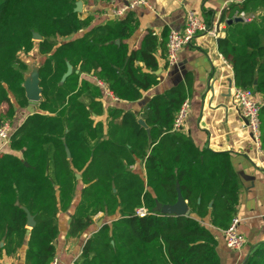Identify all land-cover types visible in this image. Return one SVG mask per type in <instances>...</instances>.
<instances>
[{
	"label": "trees",
	"instance_id": "obj_1",
	"mask_svg": "<svg viewBox=\"0 0 264 264\" xmlns=\"http://www.w3.org/2000/svg\"><path fill=\"white\" fill-rule=\"evenodd\" d=\"M80 1L87 0H0V126L14 118L15 104L28 106L22 87L27 65L19 55L34 50L33 34L41 37L37 55L43 59L37 112L11 134L12 153H0V257L16 254L26 242L24 264H49L59 235L57 214L70 209L80 184L66 238L81 236L98 214L111 221L89 237L74 264H220L206 222L217 230L228 227L241 182L230 154L199 149L173 129L190 76L150 98L142 113L148 132L132 112H104L101 102L97 83L130 103L158 84L157 50L165 51L168 34L159 39L147 30L130 48L138 28L132 12L91 27V17L74 11ZM259 10L258 21L229 25L219 48L236 88L264 97V0H246L239 13ZM104 113L105 121L97 120ZM259 120L264 150V105ZM137 162L144 179L131 170ZM179 197L188 215L158 211ZM140 208L144 217L135 214ZM26 211L35 222L28 235ZM243 264H264V241L250 248Z\"/></svg>",
	"mask_w": 264,
	"mask_h": 264
},
{
	"label": "crops",
	"instance_id": "obj_2",
	"mask_svg": "<svg viewBox=\"0 0 264 264\" xmlns=\"http://www.w3.org/2000/svg\"><path fill=\"white\" fill-rule=\"evenodd\" d=\"M245 1L147 0L148 6L132 12L138 20V28L128 40L130 48H137L147 30L152 31L159 39L163 32L168 34L171 30L180 31L184 26L186 13L189 11L194 12L209 27L219 24L217 38L214 39L206 34L196 35L191 43L181 51L177 63L172 65L167 63L166 48L165 51L158 49V70L155 73L158 77V84L144 92L139 101L130 103L114 99L101 87L104 112L108 107L118 108L130 111L142 120V113L150 98L161 95L182 83L186 75L190 76L191 87L187 98L190 106L181 132L189 136L199 149L208 148L213 152L230 154L232 167L241 182L234 215L240 219L239 232L246 238L245 247L240 252H232L225 244L222 230L214 229L207 223L208 220L206 222L216 236V252L220 264H243L250 248L264 241V150L253 142L250 132L244 127V119L233 99V90L236 87L233 69L222 55L219 48L220 42L218 43V39L225 38V31L228 27L226 22L240 18V13L251 17L252 21H258L262 16L260 10L254 13L247 11L239 13ZM80 3V16L82 18L91 17V27H94L113 19L112 11L125 5L126 0H87L80 1ZM77 36L73 35L62 40H72ZM19 57L22 60L21 54ZM22 61L25 63L24 60ZM37 67L39 69V65ZM26 75L25 73L24 78ZM256 97L264 105V97L259 94ZM12 102L15 104L13 99ZM27 103L31 104L28 101ZM14 107V118L2 123L10 125L11 134L29 116L28 113L25 116L22 112L27 107L20 109L16 104ZM4 110L5 107L1 105L0 112ZM105 117L104 113V116L97 120L105 121ZM1 153H12L9 144L2 149ZM131 170L144 179L145 172L140 162H137ZM77 189L79 192L75 191L70 209L66 213L57 214L59 235L53 246L55 256L60 259L61 264H74L80 258L89 237L98 229L97 227L92 229L91 226L77 238H66L70 218L79 202L82 186L78 184ZM178 201L186 204L181 197ZM159 208L165 213L171 209L168 206ZM188 213L187 208L185 216ZM105 217L104 214H98L94 217V222L98 220L103 223ZM110 221L106 223L109 224ZM0 245L2 246V243ZM25 251L26 242L16 254L10 257H0V264H24Z\"/></svg>",
	"mask_w": 264,
	"mask_h": 264
},
{
	"label": "built area",
	"instance_id": "obj_3",
	"mask_svg": "<svg viewBox=\"0 0 264 264\" xmlns=\"http://www.w3.org/2000/svg\"><path fill=\"white\" fill-rule=\"evenodd\" d=\"M148 6L147 0H126L125 5L112 11V16L119 19L127 13L133 12L136 9ZM239 17L245 22L250 23L251 17H247L244 13H240ZM219 30L215 25L207 26L194 12L186 13L185 23L180 31L171 30L166 38V60L169 65L177 63L179 54L188 46L198 34H206L216 39ZM99 86L107 89L101 84ZM108 92V91H107ZM109 93V92H108ZM257 94L251 89L234 88L233 99L239 108V111L246 121L244 127L251 134L253 142L260 146V120L259 114L261 102L257 99ZM189 100L186 99L179 110L176 112L173 122V129L181 131L188 117ZM11 128L8 123L0 126V153L10 143ZM136 216L144 217L146 211L143 208L135 211ZM240 219L235 215L231 219L228 227L222 231L225 244L232 252H240L246 245L247 241L243 234L239 232ZM49 264H61L60 259L54 256Z\"/></svg>",
	"mask_w": 264,
	"mask_h": 264
},
{
	"label": "water",
	"instance_id": "obj_4",
	"mask_svg": "<svg viewBox=\"0 0 264 264\" xmlns=\"http://www.w3.org/2000/svg\"><path fill=\"white\" fill-rule=\"evenodd\" d=\"M75 12L77 13H80L81 12V3L78 2L76 4V8L74 10ZM242 23L243 20L241 18H235V19H232V20H229L228 22H226V24L229 26V25H232L233 23ZM217 29L219 30V24L216 26ZM35 37H38V39H41V37L38 35V34H33V38L34 39ZM221 41V39H218V43ZM38 68V67H37ZM71 73V67H68V71L67 73L65 74L64 77L68 76L69 74ZM22 87L24 89V92H25V98L28 102L32 103V104H29L26 108L27 110V113L29 116L33 115L36 113L37 111V108L34 104H39L41 101H42V97H41V88L39 87V77H38V70H37V82L35 84H30L29 82H26L24 80L23 84H22ZM138 123L144 127L147 132H148V128L146 127L145 123L142 121V120H139ZM244 123H246V121L244 120ZM67 157L69 158L70 155L67 154ZM76 179H80V175L79 174H76ZM179 199V198H178ZM177 199V202L172 205V206H168V207H171V209H169V212H163L165 214H171V215H183L185 216L186 212H187V204H184L182 201L179 202ZM161 207V205L158 206V211H161V209L159 208ZM26 217H27V221H26V226L28 228V231H27V235L29 234V230L32 229L34 226H35V222H34V219L32 216H30V214L26 211ZM102 222L99 221L97 223V226L98 228H100Z\"/></svg>",
	"mask_w": 264,
	"mask_h": 264
},
{
	"label": "rangeland",
	"instance_id": "obj_5",
	"mask_svg": "<svg viewBox=\"0 0 264 264\" xmlns=\"http://www.w3.org/2000/svg\"><path fill=\"white\" fill-rule=\"evenodd\" d=\"M33 41L35 42V48L34 50H32L28 55L24 56L23 54H21V58L22 60L25 61V63L27 64V72L26 74L29 75L31 72H32V68H35L37 67L38 65H40L43 61V59L39 58L38 55H37V43L39 41H41V39H38V37H35L33 39ZM62 41L61 38H55V42L56 44H60ZM32 104V103H31ZM36 106L38 104H35ZM23 114L26 116L27 115V112L26 110H22ZM79 192V189L76 190V193ZM105 221H109V218L105 217ZM97 223H98V220H95L93 226H92V229H96V227L98 228L97 226Z\"/></svg>",
	"mask_w": 264,
	"mask_h": 264
},
{
	"label": "bare ground",
	"instance_id": "obj_6",
	"mask_svg": "<svg viewBox=\"0 0 264 264\" xmlns=\"http://www.w3.org/2000/svg\"><path fill=\"white\" fill-rule=\"evenodd\" d=\"M37 70V67L32 68V72L29 75H26L24 80L30 84H35L37 82Z\"/></svg>",
	"mask_w": 264,
	"mask_h": 264
}]
</instances>
